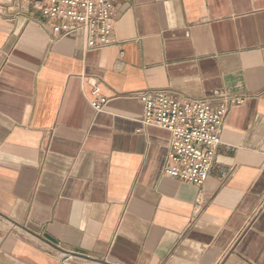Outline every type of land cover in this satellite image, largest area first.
I'll list each match as a JSON object with an SVG mask.
<instances>
[{
	"label": "crops",
	"instance_id": "1",
	"mask_svg": "<svg viewBox=\"0 0 264 264\" xmlns=\"http://www.w3.org/2000/svg\"><path fill=\"white\" fill-rule=\"evenodd\" d=\"M114 4L99 49L27 0L0 13V264H264V0ZM156 90L243 98L201 187L164 173Z\"/></svg>",
	"mask_w": 264,
	"mask_h": 264
},
{
	"label": "built area",
	"instance_id": "2",
	"mask_svg": "<svg viewBox=\"0 0 264 264\" xmlns=\"http://www.w3.org/2000/svg\"><path fill=\"white\" fill-rule=\"evenodd\" d=\"M11 0H0V13ZM53 20L52 33L60 37L81 32L88 49L110 44L114 29V0H27ZM91 107L101 111L107 98L98 83L91 88ZM142 123L164 128L170 145L164 173L199 187L206 181L213 164L227 112L242 97L220 94L215 98H177L165 90L142 91Z\"/></svg>",
	"mask_w": 264,
	"mask_h": 264
}]
</instances>
